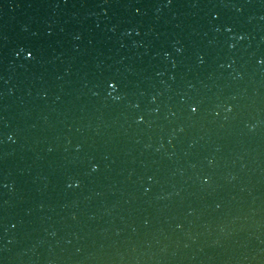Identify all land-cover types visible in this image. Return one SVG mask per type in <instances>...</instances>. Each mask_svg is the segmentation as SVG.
Here are the masks:
<instances>
[{
	"label": "water",
	"instance_id": "water-1",
	"mask_svg": "<svg viewBox=\"0 0 264 264\" xmlns=\"http://www.w3.org/2000/svg\"><path fill=\"white\" fill-rule=\"evenodd\" d=\"M0 264H264V0H0Z\"/></svg>",
	"mask_w": 264,
	"mask_h": 264
}]
</instances>
